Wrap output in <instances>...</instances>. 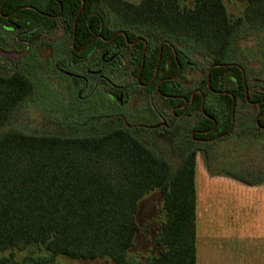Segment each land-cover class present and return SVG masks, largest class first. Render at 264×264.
Returning a JSON list of instances; mask_svg holds the SVG:
<instances>
[{
	"label": "trees",
	"instance_id": "trees-1",
	"mask_svg": "<svg viewBox=\"0 0 264 264\" xmlns=\"http://www.w3.org/2000/svg\"><path fill=\"white\" fill-rule=\"evenodd\" d=\"M245 1L235 21L222 0H196L188 9L179 0H84L79 18L96 19L92 4L99 3L103 12L131 26L183 39L222 62L243 24L264 28V0ZM211 85L217 88L215 80ZM34 90L23 71L0 70V264H53L58 257L197 264L196 152H188L172 172L166 157L124 129L85 136L5 131ZM154 190L164 202L158 251L133 263L129 254L140 230L137 204ZM25 251L30 253L17 256Z\"/></svg>",
	"mask_w": 264,
	"mask_h": 264
},
{
	"label": "flooded vegetation",
	"instance_id": "flooded-vegetation-1",
	"mask_svg": "<svg viewBox=\"0 0 264 264\" xmlns=\"http://www.w3.org/2000/svg\"><path fill=\"white\" fill-rule=\"evenodd\" d=\"M84 7V0H0V70L23 71L32 59L35 79L76 106L74 120L86 122L78 130L110 124L160 141L157 149L188 144L196 156L230 136L264 134V69L247 76L231 62L234 42L217 62L188 41L104 13L99 3L96 19H80ZM81 105L93 108L86 114Z\"/></svg>",
	"mask_w": 264,
	"mask_h": 264
},
{
	"label": "rangeland",
	"instance_id": "rangeland-1",
	"mask_svg": "<svg viewBox=\"0 0 264 264\" xmlns=\"http://www.w3.org/2000/svg\"><path fill=\"white\" fill-rule=\"evenodd\" d=\"M138 4L141 0H125ZM196 0H179L182 8H191ZM231 21L242 17L246 8L245 0H222ZM114 20V23L121 24ZM239 38L234 41L229 58L231 62L241 65L248 75L253 70L264 69V28H252L242 25ZM248 46L241 51V46ZM14 57V56H11ZM32 59L23 66V72L34 81L35 91L24 101L5 126V131L11 128L27 134L85 136L100 135L112 130L113 125L88 127L78 130L72 127L77 119L73 113L75 105L69 103L64 91L48 90L34 77ZM38 76H41L38 74ZM95 107V106H94ZM81 112L88 113L92 105L79 106ZM3 129V130H4ZM236 137V136H235ZM221 140L205 149V154L197 156L199 166L209 169L206 179L207 190L211 194L210 202L215 206L220 204L223 212L213 217L210 215L215 235L223 239L222 246H202L204 253L199 264H264V134L257 140L247 135ZM146 146L154 148L158 140L146 137L138 138ZM168 145V146H167ZM162 145L158 154L166 157L175 172L183 159V155L191 150L190 145L183 148L172 144ZM198 176V175H197ZM163 197L157 190L145 194L137 204L135 215L139 227L133 240V249L129 260L133 263L154 255L158 248L155 237L163 220L160 213L163 207ZM218 205L216 206L217 209ZM214 210V209H213ZM212 210V211H213ZM30 252H18L22 258ZM38 253H34L33 256ZM108 259L93 261H74L64 257L56 258L53 264H108ZM109 263H112L109 260Z\"/></svg>",
	"mask_w": 264,
	"mask_h": 264
},
{
	"label": "crops",
	"instance_id": "crops-1",
	"mask_svg": "<svg viewBox=\"0 0 264 264\" xmlns=\"http://www.w3.org/2000/svg\"><path fill=\"white\" fill-rule=\"evenodd\" d=\"M198 156H196V174H195V190H196V228H197V264L200 263L204 249L202 246H222L223 239L216 236L214 227L211 225L212 221L210 215L213 217L220 215L215 213L218 210L220 213L223 209L218 205L217 209L215 204L210 200L211 194L207 190L206 179L208 177L209 169L204 166H199ZM198 175V176H197ZM214 209V210H213ZM213 210V211H212Z\"/></svg>",
	"mask_w": 264,
	"mask_h": 264
}]
</instances>
